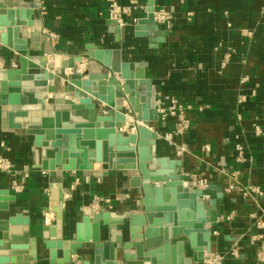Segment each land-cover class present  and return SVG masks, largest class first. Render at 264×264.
<instances>
[{
	"label": "crops",
	"instance_id": "crops-1",
	"mask_svg": "<svg viewBox=\"0 0 264 264\" xmlns=\"http://www.w3.org/2000/svg\"><path fill=\"white\" fill-rule=\"evenodd\" d=\"M25 1L40 3L32 15L34 28L41 32L38 53L49 60L51 51L60 59L81 55L87 63V44L120 47L124 61L146 63L157 102L167 104L174 98L190 106L187 133L173 143L157 138L154 152L180 159L185 179L197 174L221 189L210 252L223 257L220 264H264V226H257L264 223V0H154V11L165 10L170 16L168 29L156 23L165 31L157 46L148 36L134 33V19L146 16L147 0ZM109 1L129 9L123 15L120 42L109 30ZM25 29L22 35L27 36L30 28ZM12 54L0 44V66ZM59 81L61 85L63 79ZM242 96L245 101L239 102ZM5 109L0 106V117ZM174 122L173 117L158 120L152 130L164 134ZM32 141L23 130L0 124V157L9 160L11 169L0 170V189L14 196L0 218L16 213L28 218L30 235L38 241L36 260L29 264H50L41 227L53 221L48 206L51 182L62 183L66 235L81 215L98 209V196L110 199L100 200L98 207L113 215L142 210L141 191L124 185L122 172L104 175L106 166L97 163L91 171H43L33 166ZM236 143L244 147L243 162L236 161ZM232 181L235 188L227 190ZM14 183L22 184L20 191L13 189ZM234 249L237 255L231 254Z\"/></svg>",
	"mask_w": 264,
	"mask_h": 264
},
{
	"label": "water",
	"instance_id": "water-1",
	"mask_svg": "<svg viewBox=\"0 0 264 264\" xmlns=\"http://www.w3.org/2000/svg\"><path fill=\"white\" fill-rule=\"evenodd\" d=\"M39 7V2L0 0V44L13 53L9 61L14 63L0 66V106L6 108L1 127L32 136L35 168L91 171L95 163L104 164V175L120 171L123 184L142 194L140 212L113 215L103 208L87 212L68 236L62 183H49L53 221L41 227V234H47L42 244L50 264L204 262L219 216L217 200L223 194L216 185L190 188L180 159L155 154L157 133L150 124L158 115L146 63L124 61L120 47L93 44L85 45L87 63L81 55L60 59L52 51L47 53L49 60L38 53L41 32L34 28L32 15ZM108 24L120 42L121 27L112 19ZM25 28H30L27 36L22 35ZM134 33L148 36L153 46L163 41L165 31L154 20V0H147L146 16L137 20ZM127 114L143 122L134 133L122 129ZM13 198L0 189V212L8 211ZM28 221L19 213L0 218V264L36 260L38 241L30 235Z\"/></svg>",
	"mask_w": 264,
	"mask_h": 264
},
{
	"label": "built area",
	"instance_id": "built-area-1",
	"mask_svg": "<svg viewBox=\"0 0 264 264\" xmlns=\"http://www.w3.org/2000/svg\"><path fill=\"white\" fill-rule=\"evenodd\" d=\"M129 12L127 7H123L116 3V1H109V18L115 21L120 27L121 24L124 23L123 15ZM138 19H134V22H137ZM154 20L155 23L164 26V28L168 29L170 25V16L165 10L154 11ZM227 56V55H226ZM168 103H164L163 101L156 100L155 102V112L158 115V120H165L168 117H173L175 119L174 125L172 129L166 133L164 136L166 140H171L169 143H173V141L178 138L184 136L187 131L189 130V119L187 117V112L190 109L189 105H183L178 102L174 98H168ZM245 101V97L242 96L239 99V102ZM127 106V105H126ZM136 121L132 124L131 129L135 130L136 128ZM254 129L256 132H260L259 126L255 125ZM235 151L237 153L236 161L243 162V152L244 147L243 145L236 143L235 144ZM177 153L180 155L181 150H178ZM10 167L9 163L5 162L4 160L0 159V170H8ZM189 186L193 189H205L209 185L206 178L199 176L197 174H187ZM15 185V184H14ZM236 186L235 182H231L227 184V190L234 189ZM13 189L16 191L18 187L15 185ZM257 194H260V191L255 190ZM204 197H208L207 194H204ZM258 227H263V222H257ZM216 233V232H214ZM232 255H237L236 249L232 250ZM222 256L219 254H211L209 253L204 261H207V264H220L222 261Z\"/></svg>",
	"mask_w": 264,
	"mask_h": 264
},
{
	"label": "rangeland",
	"instance_id": "rangeland-1",
	"mask_svg": "<svg viewBox=\"0 0 264 264\" xmlns=\"http://www.w3.org/2000/svg\"><path fill=\"white\" fill-rule=\"evenodd\" d=\"M14 65V63L12 62V61H8V62H6V63H3V67L4 66H13ZM123 107H124V109H127V110H129V108H127V106L125 105V104H123ZM134 117V116H133ZM130 121H132V120H129V122ZM135 122V121H134ZM134 122H132V124H134ZM156 123V122H155ZM132 124H130L127 128H124L125 129V131H127V132H130V130H131V127H132ZM137 125V124H136ZM150 126H151V128H153L154 127V123H151L150 124ZM158 135H157V138H161V139H164V140H166V138H165V136H164V134H160L159 132L157 133ZM166 141H168V143L169 142H171V140H166ZM0 159H2V160H4L5 162H7V163H9V165H10V162H9V160L8 159H6V158H4V157H0ZM27 165H25L24 167H23V169L25 170H27ZM8 170L10 171L11 169H10V167L8 168ZM8 170H2V171H8ZM185 179V178H184ZM185 181H186V183L189 185V181L187 180V179H185ZM17 187H18V189L16 190V191H20L21 190V185L22 184H19V183H14ZM15 185H12L13 187L15 186ZM100 200H104V201H108V200H110L109 198H105V197H100V196H98V198L95 200V203H94V208H98L99 209V207H98V202L100 201ZM93 206V205H92ZM96 206V207H95ZM92 208V207H91Z\"/></svg>",
	"mask_w": 264,
	"mask_h": 264
},
{
	"label": "bare ground",
	"instance_id": "bare-ground-1",
	"mask_svg": "<svg viewBox=\"0 0 264 264\" xmlns=\"http://www.w3.org/2000/svg\"><path fill=\"white\" fill-rule=\"evenodd\" d=\"M124 104H126V105H128L127 104V102H125L124 101ZM132 118L134 119V120H136L132 115H130V114H127L126 115V117H125V122H124V125L122 126V129H124V128H127L129 125H128V122H129V120H132ZM137 121V126H141V125H143V122L142 121H138V120H136ZM131 122V121H130ZM136 126V127H137ZM136 131V128H135V130H133V128L130 130V133H134ZM153 149H154V147H153ZM161 156H163V155H161ZM160 157V156H159Z\"/></svg>",
	"mask_w": 264,
	"mask_h": 264
}]
</instances>
